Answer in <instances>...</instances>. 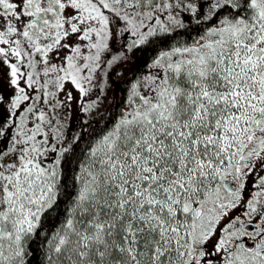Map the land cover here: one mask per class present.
I'll list each match as a JSON object with an SVG mask.
<instances>
[{
    "label": "snow or ice",
    "instance_id": "1",
    "mask_svg": "<svg viewBox=\"0 0 264 264\" xmlns=\"http://www.w3.org/2000/svg\"><path fill=\"white\" fill-rule=\"evenodd\" d=\"M142 46L93 138L99 74ZM37 239L41 264H264V0H0V264Z\"/></svg>",
    "mask_w": 264,
    "mask_h": 264
},
{
    "label": "trees",
    "instance_id": "2",
    "mask_svg": "<svg viewBox=\"0 0 264 264\" xmlns=\"http://www.w3.org/2000/svg\"><path fill=\"white\" fill-rule=\"evenodd\" d=\"M158 50L159 46H142L135 49L134 53H130L129 57L125 59L124 62L119 64L120 67H117L114 70V73L110 78L111 98H109L110 101H108L105 109L98 111L99 115L94 117L92 129L90 130V134L93 138L103 129L104 120H107L109 117L114 118L119 114L120 108L128 95V89L131 83H133L137 77L141 76V73L145 71L147 65L155 57ZM88 142H90L88 135L83 136L80 143L75 146V151L70 153V156L72 157L71 162L65 165L64 183L68 186L69 193L72 191L73 170L80 158L82 150ZM65 203L66 202L62 200L47 214L45 218L47 231H52L62 218ZM31 250L33 253L31 257V264H41L43 257L40 239H37L36 242L32 244Z\"/></svg>",
    "mask_w": 264,
    "mask_h": 264
},
{
    "label": "rangeland",
    "instance_id": "3",
    "mask_svg": "<svg viewBox=\"0 0 264 264\" xmlns=\"http://www.w3.org/2000/svg\"><path fill=\"white\" fill-rule=\"evenodd\" d=\"M120 46V43L118 42L116 45V49L118 50ZM125 60H121L120 62H118L116 65H114L111 69H106L105 72H101L100 75V86L102 89V93L100 91V89H97L96 91L93 92L92 96L90 97V99L95 100L97 99V97L99 96V105H98V111H101L103 109H105V107L108 104V101H110L109 98H111V76L114 73V70L117 67H120V63L124 62ZM147 67L145 69V71L142 74H144L147 71ZM71 116H70V121H71V127L69 129V136H71L72 134H74L78 129H79V125H80V121L78 119V117L81 115L78 109L77 104L75 103V101L72 104L71 107ZM65 116H68V112L63 113Z\"/></svg>",
    "mask_w": 264,
    "mask_h": 264
}]
</instances>
